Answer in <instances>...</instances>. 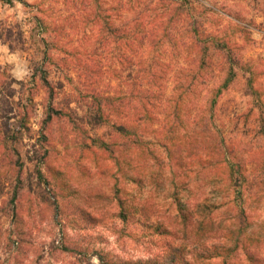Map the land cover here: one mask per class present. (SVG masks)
<instances>
[{
	"label": "rangeland",
	"instance_id": "1",
	"mask_svg": "<svg viewBox=\"0 0 264 264\" xmlns=\"http://www.w3.org/2000/svg\"><path fill=\"white\" fill-rule=\"evenodd\" d=\"M41 1L51 3L0 0V22L19 25L27 38L26 50L0 39V141L7 137L0 142V264H264V184L247 201L239 180L247 172L240 166L252 172L257 153L264 163V0H193L210 32L223 31L234 51L216 53L227 69H208L194 89L181 157L150 135L153 155L139 168L129 164L128 134L116 128L127 121L125 98H115L126 91L114 71L121 67L116 51H96L105 69L100 89L109 97L104 115L99 99L84 96L79 68L50 66L54 85L64 86L52 120L47 88L39 80L19 84L31 77L30 60L43 55L45 35L34 17ZM202 109L231 147L224 168L208 156V132L186 137ZM242 205L249 207L245 220Z\"/></svg>",
	"mask_w": 264,
	"mask_h": 264
},
{
	"label": "trees",
	"instance_id": "2",
	"mask_svg": "<svg viewBox=\"0 0 264 264\" xmlns=\"http://www.w3.org/2000/svg\"><path fill=\"white\" fill-rule=\"evenodd\" d=\"M50 2L46 5L45 1H41L34 5L36 9L34 17L37 18L42 34L45 35L43 39L45 47L40 58L30 60L31 80L18 81L24 88L39 80L42 86L47 88L50 100L48 119L54 118L56 112L54 104L60 90L64 88L61 83L60 86H55L51 80L50 66L56 64L79 68L84 96L99 99L98 107L101 114H106V111L102 113L104 105L102 101H107L109 97L104 96L105 91L100 89V86L104 85V61L96 58L99 56L96 52L97 47L104 46L116 51L115 59L121 67L114 71L119 78H124L126 83L125 95H121L120 90V95L115 98L117 100L125 98L127 121L119 123L116 128L119 132L125 130L129 136L131 167L144 166L148 156L153 155L148 147L150 142L147 138L150 135L162 140L170 153L181 157L182 148L179 145L183 144L178 139L180 130L189 126L186 123L190 116L188 104L192 101L194 89L205 83L209 75L208 69L216 66L220 71L227 69L222 61H216L215 56L216 53L223 51L233 53L235 43L227 38V35L224 36L223 31L215 34L210 32L208 19L202 16L203 12L199 10V6L194 5L193 0H50ZM57 3L63 6L59 12L55 11L54 5ZM0 39L7 42L11 50L27 49V38L19 25L0 22ZM93 44L94 49L89 51L87 45ZM232 70L228 69V75L231 76ZM228 82L226 80L222 88L226 87ZM169 83H173L171 88ZM32 100L33 97L27 101ZM60 111L57 110L59 113ZM205 114L206 110L202 109L200 114L192 117V123L196 125L193 127V133L186 137L194 139V134L208 132L210 134L208 156L216 165L224 168L226 164L224 158L231 147L225 146L226 139L219 132L214 135ZM27 116L25 113L26 133L31 130L26 123ZM117 117L120 116L117 114ZM98 118L99 116L95 117ZM155 123H158L159 127H153ZM201 126L203 128L199 129ZM263 129L264 126L261 131ZM17 132L22 134L21 129ZM6 140L4 134L0 142L5 146ZM5 149L8 150L7 147ZM12 150L16 155H22L20 149ZM4 155L5 152L1 151L2 161ZM260 155L261 152L252 158L255 162L252 172L248 173V169L240 166V169L247 170L245 173L239 172L242 174L239 175V180L241 179L247 186L249 194L247 201L260 195L257 188L264 184V163ZM38 172L42 175L41 169H38ZM248 208L242 205L241 219L245 220ZM236 219L239 217L236 216ZM212 229L213 232L219 231ZM235 249L236 247L232 248L229 254Z\"/></svg>",
	"mask_w": 264,
	"mask_h": 264
}]
</instances>
